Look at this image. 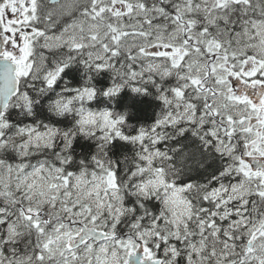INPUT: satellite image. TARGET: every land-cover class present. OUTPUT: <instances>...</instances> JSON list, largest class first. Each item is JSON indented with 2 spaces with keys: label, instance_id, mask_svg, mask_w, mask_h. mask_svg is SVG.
Returning a JSON list of instances; mask_svg holds the SVG:
<instances>
[{
  "label": "snow or ice",
  "instance_id": "snow-or-ice-1",
  "mask_svg": "<svg viewBox=\"0 0 264 264\" xmlns=\"http://www.w3.org/2000/svg\"><path fill=\"white\" fill-rule=\"evenodd\" d=\"M0 264H264V0H0Z\"/></svg>",
  "mask_w": 264,
  "mask_h": 264
}]
</instances>
